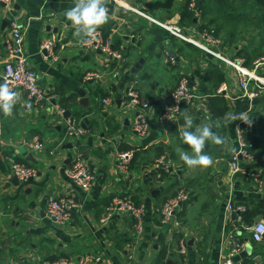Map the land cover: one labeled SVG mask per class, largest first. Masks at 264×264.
I'll use <instances>...</instances> for the list:
<instances>
[{
    "label": "crops",
    "instance_id": "1",
    "mask_svg": "<svg viewBox=\"0 0 264 264\" xmlns=\"http://www.w3.org/2000/svg\"><path fill=\"white\" fill-rule=\"evenodd\" d=\"M122 1L108 0L110 19L99 28L125 56L121 65L101 50L80 43L64 16L74 7V0H13L9 7L0 5V83L8 61L9 22L16 18L25 31L30 63L48 97L36 103L18 89L13 115L0 113V264L60 259L82 264L80 258L87 255L102 257L87 264H227L232 251L229 233L236 227V214L227 208L230 198L233 202L242 197L252 200L251 207L258 211L252 225L264 220L262 168L248 175L230 171L240 120L232 117L262 109L264 90L251 100L233 66L154 21L182 25L186 35L199 39L200 5L205 0H191L189 7V0ZM230 1L243 15L256 13L252 8L242 9L239 0ZM186 10L194 13L192 23L184 18ZM239 29L244 33L217 46L221 53L234 57L238 54L234 46L262 45L252 23L244 19ZM46 41L54 42L53 55L44 47ZM136 64L140 67L126 81L125 75ZM90 73L96 76L88 78ZM182 76L189 78L198 97L179 116L163 121L161 105ZM134 81L141 97L153 104L145 136L134 129L139 107L128 96V85ZM79 89L86 91L85 97ZM185 115L193 119V131L207 123L226 140L219 145L222 151L211 153L209 167L189 168L175 151L177 147L191 151L180 136ZM72 119L87 130L85 135L67 136ZM34 140L42 144L41 151L29 146ZM77 147L96 176L89 191L66 174ZM127 150L134 152V158L128 170L122 171L117 153ZM10 158L35 168V176L21 182ZM160 158L169 164L163 177H158ZM179 187L187 191L189 200L174 218L163 222L159 208ZM50 196H69L79 204L70 221L60 224L49 216ZM123 196L144 206L140 236L134 233L135 220L129 213L114 211L108 216V205ZM241 226L236 227L238 233L253 247L241 264H264V239L253 242L250 225L244 221Z\"/></svg>",
    "mask_w": 264,
    "mask_h": 264
},
{
    "label": "built area",
    "instance_id": "2",
    "mask_svg": "<svg viewBox=\"0 0 264 264\" xmlns=\"http://www.w3.org/2000/svg\"><path fill=\"white\" fill-rule=\"evenodd\" d=\"M113 1L118 4H123L122 0ZM12 3L13 0H0V5H4L5 7L11 6ZM154 21L161 27L167 29L174 36L196 44L198 47L206 50L212 55L233 66L238 73L239 81L244 89L245 96H247L251 100L256 99V97L263 92L264 76L260 73V70L264 67V57L256 59L253 63V67H248L244 64V59L242 57H230L221 53L217 49V46H219L222 42L221 39L214 36L210 32H201L200 30H198L197 33L199 39H196L193 36L186 35L183 28L179 24L159 22L156 20ZM9 27V37L5 41L8 61L5 63L3 71L1 73V83H4L5 78H7L9 85L13 91L21 89L30 98H34L36 103H41L48 97L45 90L40 86V77L38 73L30 63V58L25 46V31L23 29V26L16 18H12L9 22ZM83 45L86 47L99 49L102 52L110 55L114 60H116L117 65L123 64L126 60L125 56L120 51L113 48L111 38L105 36L101 29L97 30V38L95 41H93L91 44ZM53 46V41H46L44 44V47L48 51H50L52 55L54 54ZM94 76H96V74L90 73L88 75V78H93ZM137 83V81L129 83L128 96L130 97L131 103L139 107L138 114L134 122V129L139 135L145 136L150 129L149 119L152 113L153 104L151 101L141 97L137 87ZM219 92H222V89H220ZM197 97L198 94L192 88L189 78L186 76H182L178 84L170 93L169 99L165 100L162 103L159 113L160 118L163 121L173 120L181 114L186 106L192 105ZM110 102V99H105V103ZM244 117L249 120V113L246 112L244 114ZM247 124H250V120L249 122L238 120V122L236 123V140L238 148L234 152L232 160L230 162V171L232 173L242 172L248 175L249 171L241 167V162H250L254 158L249 151V144L244 135V127ZM86 133L87 130L79 126L76 119L68 121V125L66 127L67 136L85 135ZM29 146L36 151L42 150V144L38 140L30 142ZM133 157V151H119L117 153V163L119 168L122 171H127ZM10 162L14 173L21 182L26 183L30 180L31 177L35 176V168L25 165L14 158H10ZM158 163L160 165V168H163L165 170L169 169V164L167 161H165L164 158L158 159ZM66 174L84 191H89L93 187L96 180V176L90 169L84 152L79 147H77L73 154L72 162L66 169ZM158 177H161V174L159 172ZM187 200H189V194L184 188H181L176 196L171 197L159 208V213L161 215L162 221L168 222L169 220L174 218L176 212L181 208L182 203ZM78 207L79 204L69 196H50L48 198V214L50 217L55 218L56 222L60 224H65L70 221L73 217V213L78 210ZM227 208L235 212V226L241 228V224L244 222V218L241 212L246 210V206L244 204L236 205L230 198ZM107 210L109 212L108 216H110L114 211H125L129 213L130 216H132L135 220V235H141L144 229L143 205H136L135 203H133L129 196H123L114 198L108 205ZM261 225H264V220H259L248 227L251 233V240L253 242H261L264 239V232H257V228ZM236 227L229 233V238L232 241L231 257L245 250L247 246V241H245L241 237ZM257 236H259L260 238L257 239ZM182 246H184V242H182ZM231 257L226 260L227 264H234L231 260ZM101 260L102 257L95 255H87L80 258L82 264ZM66 263V259H60L47 260L42 264ZM238 264H241V262Z\"/></svg>",
    "mask_w": 264,
    "mask_h": 264
},
{
    "label": "trees",
    "instance_id": "3",
    "mask_svg": "<svg viewBox=\"0 0 264 264\" xmlns=\"http://www.w3.org/2000/svg\"><path fill=\"white\" fill-rule=\"evenodd\" d=\"M190 1L191 0H189L187 7H189ZM239 1L242 9L246 10L245 8H252L256 13L243 15L240 13V10H235L234 3L230 0H205L204 3L200 5L202 22L200 23L199 29L201 32L212 33L214 36L220 38L223 44L228 41V38L232 39L235 38L236 35L244 33L243 30L239 29L241 21L245 19L247 22L252 23L258 35L263 39L262 45L259 47H252L250 46L251 44L243 47L237 45L234 46L233 49L238 53L236 56L244 59V64L246 66L253 67V63L256 59L264 57V0ZM186 12H188V10H186ZM185 17L186 22L192 23L194 13H184V18ZM223 32L225 34H223ZM260 73L264 76V67L261 69ZM249 120L250 124L244 127V135L249 144V151L254 158L250 162L242 161L241 167L248 171H255L262 168V172H264V106L262 109L250 110ZM205 151L209 154L213 153L217 155L222 150L219 145H207ZM167 171L168 170L161 168L159 170L161 177H163ZM180 189L181 187H179L171 197L176 196ZM237 201L238 202H234L236 205L244 204L246 206V210L241 213L245 223L251 226L253 218L257 215L256 213H258L257 208L251 207L250 204L252 200L247 197L238 198Z\"/></svg>",
    "mask_w": 264,
    "mask_h": 264
},
{
    "label": "clouds",
    "instance_id": "4",
    "mask_svg": "<svg viewBox=\"0 0 264 264\" xmlns=\"http://www.w3.org/2000/svg\"><path fill=\"white\" fill-rule=\"evenodd\" d=\"M108 0H74V7L65 11L64 16L71 22L75 29V35L82 44H91L97 38V30L105 25L109 19ZM20 94L13 91L7 78L0 83V111L5 117L13 115V108L19 101ZM240 119L249 122L243 114L233 116L232 119ZM184 129L180 133L182 142L191 150L177 147L175 151L180 160L189 168L209 167L213 164V157L205 151L207 145H224L226 140L212 130L210 124L197 125L193 131V119L184 116ZM257 232H264V225L257 228ZM260 237L257 236V239Z\"/></svg>",
    "mask_w": 264,
    "mask_h": 264
},
{
    "label": "water",
    "instance_id": "5",
    "mask_svg": "<svg viewBox=\"0 0 264 264\" xmlns=\"http://www.w3.org/2000/svg\"><path fill=\"white\" fill-rule=\"evenodd\" d=\"M197 2H199V0H197ZM44 52H46V50H44ZM142 61H143V60H142ZM139 67H140V64H136V65L131 69L130 73L125 75V80H126V81L129 80V78H130V74L135 73V72L138 70ZM124 85H125V83L122 84V86H124ZM78 93H79L82 97H85V95H86V91H85L84 89H79ZM33 100H34V98H33ZM86 101H87L86 98L81 99V103H84V104H85ZM85 121H86V123H87V122H88V119H85ZM84 127H85V126H84ZM31 179H32V177L30 178V180H31ZM53 219L55 220V218H53ZM252 249H253L252 245H251L250 243L247 244L245 250H243V251H241L239 254L234 255V256L231 257L232 262H233V263H239L240 260H241L242 258H246L248 255L252 254ZM260 259H261L260 256H256V258H255V260H257V261H260Z\"/></svg>",
    "mask_w": 264,
    "mask_h": 264
},
{
    "label": "rangeland",
    "instance_id": "6",
    "mask_svg": "<svg viewBox=\"0 0 264 264\" xmlns=\"http://www.w3.org/2000/svg\"><path fill=\"white\" fill-rule=\"evenodd\" d=\"M249 35V34H248Z\"/></svg>",
    "mask_w": 264,
    "mask_h": 264
}]
</instances>
